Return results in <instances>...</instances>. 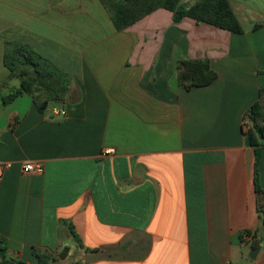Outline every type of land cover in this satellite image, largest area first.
Masks as SVG:
<instances>
[{"label":"crops","instance_id":"obj_1","mask_svg":"<svg viewBox=\"0 0 264 264\" xmlns=\"http://www.w3.org/2000/svg\"><path fill=\"white\" fill-rule=\"evenodd\" d=\"M229 2L241 34L164 9L117 32L98 0H0V99L19 85L9 44L70 80L43 111L0 103V264H62L65 247L72 264H264V149L257 192L242 129L264 88V0ZM195 59L217 76L185 90L176 63Z\"/></svg>","mask_w":264,"mask_h":264},{"label":"trees","instance_id":"obj_2","mask_svg":"<svg viewBox=\"0 0 264 264\" xmlns=\"http://www.w3.org/2000/svg\"><path fill=\"white\" fill-rule=\"evenodd\" d=\"M104 7L110 21L117 32H121L145 18L158 9L171 14L172 23L180 24L184 19H192L231 33L241 34L242 28L235 16L229 0H98ZM259 25H254L258 28ZM3 64L10 72L9 79L18 80V88L12 89L1 97L0 103L7 105L22 94L31 97L38 110L43 111L50 104L63 102L68 89L69 77L52 69L45 60L30 47L13 43L6 45ZM209 61L181 60L176 63V78L185 90L205 87L216 79ZM247 123L244 135L254 151V186H258V164L264 149V88L258 92L257 100L248 108L243 116ZM261 226L264 227V207L259 208ZM70 234L81 248V240L70 228ZM46 256H39V264H45Z\"/></svg>","mask_w":264,"mask_h":264},{"label":"built area","instance_id":"obj_3","mask_svg":"<svg viewBox=\"0 0 264 264\" xmlns=\"http://www.w3.org/2000/svg\"><path fill=\"white\" fill-rule=\"evenodd\" d=\"M53 114L54 115H62V116H64L66 113L62 109L54 108L53 109ZM247 127H248L247 123L245 121H243V123H242L243 131H247ZM113 154H114V149L106 148V149H103L101 151L100 156L104 158V157H107V156H110V155H113ZM9 168H10V164L9 163L0 162V186H1L4 174ZM22 171H23L24 174H41L43 172V167L39 163H25L22 166ZM244 237H245V239H249L250 238V236L247 235V234H245Z\"/></svg>","mask_w":264,"mask_h":264},{"label":"rangeland","instance_id":"obj_4","mask_svg":"<svg viewBox=\"0 0 264 264\" xmlns=\"http://www.w3.org/2000/svg\"><path fill=\"white\" fill-rule=\"evenodd\" d=\"M64 249H67V248L65 247ZM64 249L59 253V255L63 254ZM76 254H77V252H75L71 249V252H70L68 258L62 259V264H72V262H74V257ZM59 255H58V258H59Z\"/></svg>","mask_w":264,"mask_h":264},{"label":"water","instance_id":"obj_5","mask_svg":"<svg viewBox=\"0 0 264 264\" xmlns=\"http://www.w3.org/2000/svg\"><path fill=\"white\" fill-rule=\"evenodd\" d=\"M67 252H68L67 249H64L63 254L59 255V259H61V260L64 259L65 256L67 255ZM257 252H258V249H256L254 251V254L253 255H250V257L251 258H254Z\"/></svg>","mask_w":264,"mask_h":264}]
</instances>
